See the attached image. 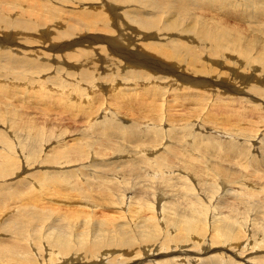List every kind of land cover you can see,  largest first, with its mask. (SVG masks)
<instances>
[{
  "label": "rangeland",
  "instance_id": "obj_1",
  "mask_svg": "<svg viewBox=\"0 0 264 264\" xmlns=\"http://www.w3.org/2000/svg\"><path fill=\"white\" fill-rule=\"evenodd\" d=\"M82 1L93 2L94 0H82ZM101 1L102 0H95L94 2L95 4L94 3L93 4L98 5V3H100ZM117 1L118 4L124 8V11L120 9V11H118V13H115V15L119 14V16L123 17V15H121V12H123L125 18L130 19V21L132 20V22L134 21L130 25L133 27V29H138L139 32L141 31V23L140 24L139 22L137 23L138 19L143 20V22L144 21L156 22L154 25L149 26L151 28L155 27V31L148 30V32L151 33L152 36L147 41L146 47L149 49L151 48L149 50V53L153 56L152 57L153 59H157V61L165 67L163 70L156 69L152 65H138V64L128 63V61L123 60L122 57H120V59L122 60H120L115 65H112V62L115 61L110 58L107 60L105 59L104 62H99L98 60H96L97 63H95L94 68L99 67L97 68L99 71L95 72L94 70V73L95 74L99 73L98 76L101 74L102 78L100 80L101 85H98L99 87L93 89L95 83H93L92 79L87 78V76L89 75L86 74V72L90 73L89 72L90 67L85 65L88 63L82 64L81 58L78 57L77 59L75 55L74 58L67 57L68 53L67 56L64 55L63 52L64 50L69 51L67 49L70 50L76 49V47L78 48V46L74 48L73 44L72 45L70 44L68 46H65L67 48L63 50H59L58 48L61 42L63 41L66 42V39L80 40L82 34L85 36H87L88 34L92 35L93 33L90 29L81 27L82 24H80L79 27L82 30L77 34L72 35L71 33L68 34L67 36L66 34L64 35L61 34L57 30L55 31V33L57 34H54V30L48 29L46 27L48 23H49L48 25H51L53 23V22H49L48 19L52 18L49 16H46V18L49 17L46 20V24L44 23L42 24L39 23L35 25L31 24L29 27H24V28L22 27L23 24L21 25L19 24L18 21L19 18L16 19L15 17H10L5 21L3 20L1 23L4 25V28L0 26V43H3L0 45L1 48L3 47L5 49H11L13 52H19V53L20 51L22 52L25 51L29 58L38 59V61L40 63H44L45 66L43 65L41 68H28V69L22 68L25 66L15 65L16 63L14 62H19V61H16L18 60V58H12L13 56L12 53L0 54V66L2 65L0 67V109L6 108V106L11 109L18 108V111L27 114L26 116L27 119L25 120H27L26 125L28 126L26 127H35L36 125H38V123L42 124V125L39 124L38 126H43V124L46 123L44 124V126L46 129L48 128L47 131L49 133L54 134V132L51 131L52 128L54 127H56L54 128L56 132H55V136L53 135L55 139L52 138V142L48 147L46 146L47 143H45V141H42L39 144H37L38 146L36 145L37 147L34 148L35 150L33 151L37 155L41 156L39 157V159L38 157L33 156L34 160L38 159L37 162L39 165L30 166V167L27 166L26 168V163L20 162L21 160L19 159L20 161L17 163L18 164L17 168L19 171H23L24 173L20 172L18 177L14 178V180H10L11 181L10 183L12 184V188L14 187V190L16 189L15 191L6 190L7 193L6 191H3L2 187L3 189H5L4 187H7L9 185L8 184L9 179H6L8 181L4 183L3 181L4 179L0 178V186H2L0 187V200H1L0 202L4 201L0 204V213H2L0 214V218L2 217V219H0V257L5 260L4 262L0 260V264H6L10 261L17 262L20 258V255L19 258H17L18 253L21 252L23 257H29V259L33 261L32 264H39V263L41 264V262L42 264H50V262L55 263L56 261L59 263L64 261L65 259L67 260V258L69 260L71 259V257L73 258L75 256L79 257L77 260L81 261L84 260L85 258L87 263L92 264L91 262L94 260L99 261V257L100 256L103 257L105 255L103 254L105 251L106 254L108 252L111 253L110 254L108 253L109 256L105 257L107 260L104 259L100 261V263L98 264H104L107 261H110L112 263L114 262L117 264H130L128 258L130 256L131 257L133 256L134 258L140 257L143 259V260L141 259L142 261L141 260L139 261V259H137L136 261L140 263H136V264H148V263L152 264L151 262H149L150 260L149 258L147 260L144 259L143 257L147 255L146 254L147 250H151V249L156 250L157 247L166 248L167 245V243L165 244L166 231L160 229V232H156V229L152 228L151 226L155 224L154 222H150L151 219L149 221V224L147 223L148 225H146V222L142 221V223H138V225L140 224V226H137L134 229V226L132 225V222L129 221V218H125L127 220L126 222V220H122L124 218L122 219L117 218L118 215L113 214L114 210H115L114 212H116V210H119V208L115 207L119 203L111 205L110 209H109L110 206L104 207L102 205H99L98 207H100L101 209L99 208L100 211L98 209L96 210L98 212L95 214L93 221H91L92 218L90 219L89 217L86 218L81 217L78 214V211L80 209L85 211H89V210L88 208L85 207L83 208L81 204L79 205V203L81 202H79L78 200H80L81 197L77 196L78 194H75L74 192L69 193V191H72L73 188H76V186H70L71 181H75L74 179L78 177V175H80L81 179L75 182L80 184L78 187L81 191H84L83 195L85 194V191H90L91 193L90 196L94 197L95 202L96 201L99 202L101 200V202L104 203L103 195L107 196L109 199L110 198L112 199V197L116 196V198H113V200L118 201L119 200L117 198L119 197L118 195L119 194L121 195V193H123L127 187L128 189H130V187L132 188V184H133L134 191H132L131 194L136 193V195L134 196L135 198L132 199V205L133 208L135 207L134 208L135 211L142 210L144 205L146 206L149 202L153 203L152 202L153 200L154 201L157 200L156 202L159 203L160 201L164 202L173 199L174 197L175 199L170 200L171 205L169 206H172L173 204H176L178 206L180 203L181 204L185 203L186 200L189 201L190 200L188 199L189 195L191 196L195 195L196 197L194 196L193 198L197 199V198H202L204 194L201 195L198 194L200 193L198 192L197 194L188 195V193H186L185 185L183 184V182L178 177L175 179V176L174 177L168 176L165 178L167 186L164 188V190L159 185L160 184L159 180L156 179L155 180L156 184L154 183L153 185H159V186L154 187L155 189L153 188L154 190H157L155 193L151 189L152 188L151 183L147 184L148 183L147 182L146 183L147 185L144 184L145 181L143 183V180H145L144 174L138 177L137 173L135 174L134 172V176H133V174L131 175L132 169L129 168L136 165L139 166V164H141L140 165L141 169L147 170L148 167H145L146 166L144 164L145 161L151 164L152 166H154L155 168H162L165 166L167 167L170 166V168L171 167L175 168V166L177 167L179 164L180 165L178 167H181L182 163L178 162L180 159H185L188 161V163H190L193 167H195L196 172L203 171L200 169L198 162L191 160L189 156L183 155L184 154L183 150H186V148L188 149L189 155H191L195 151L194 148H190L189 145H192L194 143H192V140L188 137V133L191 131L189 130V126L193 127L192 126L193 123L194 124L199 123L205 130L212 131L209 133L201 131V134L199 136L202 139L203 138L207 139L208 136H212L213 141H216V139L217 141H222L223 139V142L224 141L232 142V143L240 142L241 144L240 143L238 144L243 146L244 148L251 146L250 148L251 151L254 154H258V155L260 152H263L262 149L264 150V146H263L264 145V141H263L264 140V109L259 110L257 107H255V105H253V104H258L259 103L258 101L264 103V83H258L261 82L259 80H263L264 82V17L262 16V14L260 15V17L259 16L252 17L255 14L259 15V9H261L262 6H264V0H117ZM153 2L166 4L168 8L165 9L166 5H164L165 7L162 6L164 7V9H160V8L155 9L154 8L155 6L152 4ZM22 3H25V1L19 4ZM177 3H184L190 8V13L187 15V17L185 15L182 16L177 12L176 14H178V16L181 15L177 17L179 19L178 20L176 18L177 15L174 16L173 18V13L168 15L165 14L168 13L169 11L168 9L174 11L175 9L172 7H175ZM28 4L31 5L32 3L28 2ZM55 7H57L58 9L57 8L53 9L51 4L49 9L60 11L58 5ZM21 11L22 10L19 5L16 8H13V12H15V14ZM44 12L46 13L47 11H45L44 9ZM74 14L76 15V13H73V15L71 16H74ZM158 14L163 15L162 19H159ZM99 18H105V14L102 13L99 16ZM109 18L107 19L111 23L117 24L113 22L114 17H109ZM172 18L174 19L175 22L169 25L167 24V26H165L166 23H164V19L168 20ZM253 18L255 21H253ZM76 20H77V15L75 17H72L71 23L76 24L75 23ZM62 25L63 27L66 26L64 23ZM5 27H10V28L8 29ZM102 29H103L102 27H98L95 33H98V35H101L102 37L105 38H112L115 35V33L112 32L114 30L112 28H110L109 31L108 30L105 31L104 29L103 30ZM44 30L47 31L44 33ZM4 33L6 34L4 35ZM211 33H214L215 35L214 42L209 40V34ZM37 34L39 36H37ZM59 34H61V36ZM46 35L48 36L46 37ZM56 35L58 36L56 37ZM69 37H73V38L69 39ZM54 39L56 40V42L54 41ZM58 40L60 41V43L58 42ZM103 40H98L97 45L103 46L105 48V43L102 42ZM54 42L55 44H53ZM138 42L140 43L141 41ZM77 44H82V43H77ZM37 48L41 50L40 54H34V55L29 54V51L37 50ZM199 48L203 49L204 51L203 50L201 51ZM126 52L133 53L136 52V49H130V51L126 50ZM19 53H17V55ZM143 53L147 54V51H143ZM101 55H103V53H101ZM36 56H41V57L37 58ZM252 56H256V57H252ZM21 57H27V56H21ZM131 58L134 59L133 57ZM148 58L149 57H147L146 60L149 63H152V61H154L152 60V58L149 59ZM218 64H220L219 65L220 67L218 66ZM9 65L10 67H8ZM215 67H217V69H215ZM213 69L216 70V74L214 75H216V77H219V81L221 82V84H223L224 82L231 90H236L239 89V87L240 88L244 87V90L247 89L246 92L238 91L239 93H237L235 91L234 93L236 95L234 94L235 96L234 98L233 95L231 96L229 95V92L231 91L228 90L225 91L227 87L225 88L224 85H221V90L225 91L224 92L225 96L218 95V93L214 91L212 85H209L210 77H211V74L209 73ZM6 70L7 71L10 70L14 74H16V72L18 73L20 72V74H22L21 72H23L25 73L26 76L34 75L33 78L35 77L38 78V76L40 75V77H43V79L51 78V76L53 77L56 75H60L65 79L62 82L59 83L56 82L57 84L54 83L55 81H53L55 87L60 88L63 86V89H65L67 85H69L70 89L71 90L73 89V91L75 92L74 93L75 95L82 94L84 97L88 96L91 99L95 97L94 95H96L97 100L93 102L95 103L93 104V107L95 106L94 110H96V108L98 107L100 111L99 112L98 111L94 112V110L88 111L87 106L88 105L90 106L91 104L87 105L86 102L84 103V101H81V103L84 104L79 103L80 101L75 103V101H73L74 99L68 100L65 97L61 98V95L63 93L59 95L60 92L57 91L54 92V91L45 90L47 93L43 95L42 98H40V96L35 95L36 93L35 91H28L29 94L25 95L26 92L23 91V89H21V91H19V92H23V95L21 96V94L18 91L16 92L12 90V88L7 89L6 87L3 86L2 82L3 79L6 77L5 76ZM241 85L243 86L241 87ZM69 90H65V91L69 92ZM24 96H26L25 99ZM226 96L233 99L235 104L232 103V105L234 106V108L232 109L233 112L231 111L232 112L231 113L230 111H227L228 113L225 112V114H227L228 116L224 115L225 117H223V115H218L216 113L217 109L215 108L216 110H214V107L212 106L214 105V103L218 102V100H216L217 97L224 99V103H226L225 102ZM252 96L256 98L259 97L260 100L259 98L255 99ZM59 97L62 100H60ZM64 98L65 100L67 99L66 102ZM246 98L249 99L245 100ZM238 99H241V101H239ZM63 100H64V104H63ZM68 101H70V103L73 105L69 106L70 104L68 103ZM240 102H243V104ZM220 104L223 103L220 102ZM244 104H252L254 107L250 108L248 112H246L247 110L244 112L242 110L243 108L242 106ZM203 105L206 106L204 107ZM76 106L78 107L80 106V108H83L84 112L82 113ZM221 108H223V106L220 107V110ZM210 109L213 111H211ZM71 110H75L74 111L75 113H72ZM85 111L88 113H85ZM210 111L213 112L212 115H209ZM221 112H223V110H221L220 113ZM89 113L92 114V117H89ZM20 114L23 115L22 113ZM28 114L30 117L28 116ZM185 114H191V118L190 119L184 118L187 116ZM200 114L202 115L205 114V116H201ZM183 115L185 116L183 117ZM31 116H33L34 118ZM181 116L183 118H181ZM202 120H204L205 122ZM48 124L49 126H47ZM112 126L121 127L122 131L120 132L117 131L116 135L111 134L114 135L113 137H110L111 140L108 139L109 136L105 137V139L108 141L105 140L106 142L102 144H98L90 140V139H92L93 141L95 139L104 140V137L100 132ZM168 127L173 128L174 131L168 133L162 132L161 134H159L160 129L162 128L167 129ZM0 129L5 130L3 126L0 127ZM196 130L198 129L196 128ZM47 131L44 132L46 134L45 136H41L42 139H47L51 137V134H49ZM57 131L59 132L63 131L64 135L63 136L60 135L59 132ZM176 131H178V133L175 134ZM82 132L83 133L85 132L84 133L85 137L83 138L84 152L79 153L73 151L72 153L70 152L71 154L67 153L65 155L68 156L65 157L64 159H62L63 154L61 158L59 157V154H61L60 152H54L53 148L54 147L59 148L62 137H66L67 135H69L67 136L68 137L67 141H70L72 139L78 138L80 135L81 137H83ZM224 133H227L228 137L229 136L231 137L230 140L227 139L228 138L227 134ZM19 135H21L22 137L25 135V133L23 134L19 133ZM174 135L176 139H174ZM215 135L217 137H215ZM17 137L18 136L13 137V146L15 144L18 145L17 149L19 154V152H22L20 148L21 142L18 141ZM26 138H28V136H26ZM173 140L175 143L172 142ZM73 141L74 140L70 141L69 143H72ZM24 142L26 143V145L29 144V140H24ZM162 143L163 144L169 143L172 147L169 148V151L168 149L165 150V148H162L163 145ZM136 144L139 145L137 146ZM197 144L198 142L196 141L194 146H196ZM149 145L151 149L152 147L153 148L156 147L157 150L148 153L146 155H142L143 153H139V150H141L145 146L147 147V150H150L148 149ZM209 145L216 146L217 144L210 142ZM223 145L224 147L226 146L227 149L230 146L229 144L226 143H223ZM41 146H44V148L42 149ZM105 147L107 149H105ZM64 148L65 147H63V149ZM73 148L75 149V147ZM102 148L103 150H107L105 151L107 155L109 154L111 156L105 159L104 161H98L99 158L97 159V156L96 155L94 156L92 154ZM116 148L119 150V155L116 154L115 152ZM202 148H204V146ZM63 149L62 152L69 151L68 149L66 150V148L63 151ZM132 151L133 152L136 151V152L129 153ZM207 152L208 153L211 152V153L208 154ZM207 152H206V157L208 159H211V161L217 160L214 157L217 156V152H215V150H209ZM247 153H249V151ZM113 154L118 155L119 157L114 156ZM92 156L95 157L97 161H94V158ZM218 156L222 157L219 153ZM235 158L236 157L231 159V161L232 160L234 161V162L232 161L233 163H231L230 161H228L229 158L224 157V159L226 160L220 161V163L224 162V164H227L226 167H229L231 169H233V167L237 169L238 167H241L246 163L243 158L237 157L238 159L236 158V160ZM55 159H57L60 163L55 164L56 167L49 166L48 164L52 163L51 161ZM41 160L42 162L46 160V163L44 162L46 166L44 165L43 167V165L40 164L42 163ZM262 160H264V157L256 158V161H260L257 163V166L259 168H262L263 170V174H261V176L264 175V168H263L264 164H262L263 163ZM204 161L207 160L204 159ZM13 163H15V161ZM66 163L71 164L72 166ZM46 170H52L58 172L59 175L63 176V180L55 181L56 183L59 182L58 183L59 185L57 184L56 188H59L60 186V190L63 193L67 192L62 196L61 199L64 198L65 200L68 201L74 200L77 202L76 205L75 202L74 203H67L64 201L61 203L60 201L58 202L57 199L59 197L56 196L57 197L56 199L54 195L55 192H60V191L54 190V188H52V183L47 184L49 182H46L44 184L45 188L39 194V197L43 201V204L41 203L42 206L39 204L40 206L38 205L37 206L38 208L35 206L32 209L31 205H29L30 207L28 206L27 210L22 212L25 213L26 217L28 218H24L25 216L24 214H23L24 216H21L22 213L19 215L20 217H23V219L22 218L20 219L19 215L18 218L16 217L15 220L14 218H11L12 215L14 214L6 211L9 209L12 212H16L18 208L17 205L20 207L22 206L19 204L21 203V201L19 202L18 198H16L18 202L14 200L15 198L13 197V194L17 191L21 193L22 190L23 192L27 190L29 194L31 191V187L30 189H27L29 188V186H22L21 182L23 184L24 181L30 180L32 182L33 179H40L42 177V173L45 172ZM244 171L246 172L245 175H249L246 169H244ZM82 173L84 176L82 175ZM253 173L255 174L254 170L252 171V174ZM29 174H31L32 176H30ZM117 174L119 175V177H114ZM130 175L131 177H129ZM80 176L78 178H80ZM195 180H193V183L196 185V188L192 193H195L196 189L198 190V186L196 183L197 181ZM128 181L132 182V184ZM251 181L252 183L254 182L253 180ZM13 183L15 184V186H13L14 185ZM255 184H257L256 186H261V185L264 186V179H259L258 181H255L254 185ZM230 185L231 186H229V188L227 187L225 188V191H223V193L226 195L224 199L221 194L219 195L216 192V190H215L216 194H213L206 190L209 193L207 195L208 198L205 196L203 197V199L204 202H206L205 204L207 205L205 206L207 208L205 216L207 217H204L203 221L207 220L208 227L206 226V228L207 230H209L208 228H210V230L207 231L208 233L205 232L206 236H202L200 239H204L203 242L208 241L207 239L209 238V236L207 237V234L216 235L218 232V228L220 227L221 224L223 225L224 232L228 236L231 234L233 237H235V239H237L236 241L240 242L239 243L240 245L237 244L234 247L233 244H231L229 246L231 247V250H227L228 249L227 245L229 244L218 243V245H225V246L217 247L215 245L212 247V251H209L208 253L206 252L204 254L203 253L197 254L198 252L195 251L198 250L200 252L204 251L205 243L204 244L202 243L201 246L196 245L195 243H193V241L195 240L194 238L192 240L191 237H189V235H187L184 231H181L180 232L181 234L180 233L177 234L178 231L176 230L174 232H171L170 235L171 239L169 238V241L171 242L170 244L172 243L184 244L191 242L189 244L190 246L184 245L183 248L187 249L188 247L191 251H193L191 255L198 256V258L200 259L196 261L191 260L190 262H186V260L192 258L191 255L180 253V255H183L184 260L181 261L180 263L171 260L173 262L172 264H264V195H262L260 198L253 199L252 197L253 195L251 194L252 196L243 199L239 195L240 194L238 193L239 191H237L238 190L237 186L239 184L230 183ZM124 186H126V188ZM148 186L150 189L148 190L149 193L147 191ZM122 187L125 189H123ZM32 188L34 189L33 186ZM142 188H144V190H142ZM120 189L123 192L118 193L117 191H120ZM109 191H115V192L112 193ZM161 191L168 196L163 201L157 199ZM12 192L13 194H11ZM48 194L51 195L49 196ZM111 194L114 196H112ZM185 195L187 196L186 198L184 197ZM53 196L57 201L54 200ZM64 196H66V198ZM9 197H11V199ZM219 197H222L221 200H223V202L218 201ZM48 198L50 199L51 202H49ZM209 198H213V199H209ZM94 199L85 201L84 203H89ZM190 201L193 202L192 200ZM217 202L220 206L219 209L215 208ZM140 203L142 204L144 203V205L142 204L140 205ZM55 204H57V206H55ZM62 204L64 205L66 204V206H63ZM181 204L180 206H178V208L185 207V205H181ZM52 205H54L55 207L50 208V206ZM46 206L48 207V209ZM75 207L76 209H74ZM102 207L104 209H102ZM5 209L7 210L5 211ZM52 209H54L55 211ZM63 209L65 210L67 209V210L65 211ZM44 212L46 213L47 216L44 214ZM180 213L181 212L176 213L175 216ZM39 214L42 215L40 216ZM148 214H151L149 216H152V213L148 212ZM113 215H115L117 219L113 220L114 219ZM224 215H225V219L221 222V219ZM69 216H71V218ZM72 216L73 218L75 217L76 219H73ZM102 216H105L106 218ZM9 217L11 218L12 222L10 221ZM41 217L44 219H42ZM197 217H199L198 213H197ZM63 218L65 223L62 221ZM24 219L25 220L28 219V220L25 221ZM77 219L78 221H75ZM22 220H24V222ZM21 221L22 223L25 224L23 227H21ZM60 221H62L64 224L60 223ZM71 222L72 223L77 222L75 223V225L77 224L78 226L76 227L75 225L72 226L74 223L72 224ZM78 222H82V223L79 225ZM84 222L88 223L89 227ZM92 222L93 225H91ZM170 222L171 225L178 224L179 226H188L190 224L192 225L196 224L193 223L195 222L193 220H182L177 217L172 218ZM144 223L146 226L144 225ZM199 223H201V225L204 226V223L202 222L200 217H199ZM65 224H68L66 225L67 228L66 226H64ZM69 224L71 226H69ZM83 225H85L86 229L84 228ZM141 227H143L144 230H142ZM19 228L21 229V231H18ZM65 228L70 231H65L66 230ZM82 229H84L86 232ZM158 230L159 229H157V231ZM82 231H84L83 233L85 235L82 233ZM140 231L141 232L145 231V233L143 232V234H138ZM58 233L59 236L61 237L58 236ZM146 233L147 234L151 233L150 239L152 240L148 239L152 243L151 246L149 245L151 243H149L145 238ZM68 235L70 236V238ZM136 235L141 240H139V238H137ZM57 236L60 238V240H56L59 239L57 238ZM80 236L82 237L85 236V237L82 238ZM79 237L82 239V243H80L81 239ZM126 237H128L129 239L127 238L125 240ZM93 238L99 240L100 242L97 243L94 242ZM41 242L43 244H41ZM94 243H96L95 244L96 248H94L95 246L93 245ZM131 243L134 245L131 247L127 246L126 248L127 249L129 248V250L131 248L135 249L139 253L125 252V251H129L125 249V244L130 245ZM215 243H217V240L215 241ZM56 244L58 245L69 244L71 245V251H69L68 254L62 253L63 255H61L53 250L54 248L55 249L59 248L58 246H56ZM153 245H155L154 248ZM255 245H258V247H256ZM108 247L109 249H107ZM194 248L196 249L194 250ZM122 249H124L125 251H122ZM28 250H29V254L32 253V255L28 254L27 252ZM120 251L123 252V255L120 254ZM249 252H251V254L248 257L244 256L246 253ZM9 253H14L15 254L14 257L5 256L6 254ZM72 253L74 255H72ZM137 253L143 254L144 256L141 257ZM238 253L240 255H238ZM80 254L82 257L80 256ZM172 254L175 255V253ZM173 255H169V257L170 256L172 257ZM37 256H39L38 258L39 263L37 261ZM167 256L165 257V259L169 258V257L167 258ZM91 257H93L94 259ZM245 257L246 259H250L251 262L249 263L245 262L243 259ZM57 258L58 260L60 258L61 259L58 261ZM40 260L42 261L40 262ZM65 262L68 263V261ZM167 263H169V261L164 262V264Z\"/></svg>",
  "mask_w": 264,
  "mask_h": 264
},
{
  "label": "bare ground",
  "instance_id": "obj_2",
  "mask_svg": "<svg viewBox=\"0 0 264 264\" xmlns=\"http://www.w3.org/2000/svg\"><path fill=\"white\" fill-rule=\"evenodd\" d=\"M25 1V3H22V4H19V3H21V2H24ZM14 2H16V3H14ZM28 2H31L32 4L31 5H29L28 4ZM38 2V3H37ZM95 0L93 1V2H83L82 0H0V26H2V28H4V25L3 24H1L2 23V21L4 20H7L8 18H10V17H15L16 19L17 18H19V24L21 25V24H23L22 25V27L24 28V27H29L31 24L33 25H35V24H39V23H44V24H46V20L49 18V17H52L51 19H48L49 20V22H53L51 25H46V27L48 28V29H51V30H54V34H57V33H55V31L57 30L58 32H60L61 34H66L67 36H68V34H71L72 33V35L73 34H77V33H79L82 29L79 27V25L80 24H82V26L81 27H85L86 29H90L91 31H92V35H87V36H85V35H83L82 34V37H81V39L80 40H67L66 39V42H61L60 43V36H61V34H59L60 36H59V40H58V42L60 43V45H59V50H63V49H66L67 47H65V46H68V45H72L73 44V47L75 48L76 46H78V48L76 47V49H72V50H70V49H67V50H69V51H63L64 52V55L65 56H67V53H68V56L67 57H69V58H74L75 56L77 57V59H78V57H80L81 58V63L82 64H85V63H88V64H85V65H87V66H89L90 67V69H89V72L90 73H87L86 72V74H88L89 76H87V78H90V79H92L93 80V83H95L94 85L96 86H93V89H95V88H97V87H99L98 85H101V83H100V80H101V74L98 76V74H95L94 73V70H95V72L96 71H99L97 68H99V67H96V68H94V66H95V63H97V61L96 60H98L99 62H104V60L106 59H112V60H114L115 62H112V65H115V64H117L120 60H122V59H120V57H122L123 58V60H126V61H128V63H132V64H138V65H152V66H154L156 69H159V70H163L165 67L163 66V65H161L158 61H157V59H153L152 57V55L149 53V50L151 49H149V48H147L146 47V44H147V41L151 38V36H152V34L151 33H149L148 32V30L149 31H155V27H153V28H151V27H149V26H152V25H154L156 22H154V21H150V22H148V21H144L143 22V20H141V19H138L137 20V23L139 22V24L141 23V31L139 32V30L138 29H133V27L132 26H130L131 25V23H133L132 22V20L130 21V19H128V18H125V15H124V13L123 12H121V15H123V17H121V16H119V14H117V15H115V13H118V11H120V9L121 10H123L124 11V8L122 7V6H120L119 4H118V1L117 0H102L100 3H98V5H94L95 3ZM39 3H41V4H39ZM94 3V4H93ZM50 7L51 6V4H52V7H53V9H55V8H57V7H55V6H59V10L60 11H55V10H51V9H49V7L47 6V5ZM155 7V9H157V8H160V9H164V5H166V4H162V3H156V2H153L152 3ZM20 6V8H21V12H18V13H16L15 14V12H13V8H16L17 6ZM61 6V7H60ZM162 6H164V7H162ZM169 7H171V6H169ZM261 7V6H260ZM166 8H168V6L166 5V7H165V9ZM172 8H174L175 10L174 11H171V9H168L169 11H168V13H165L166 15H168V14H171V13H173V18H174V16H176V18L177 17H179V16H183V15H185L186 17H187V15L190 13V8L186 5V4H184V3H177V5L175 6V7H172ZM44 9H45V11H47L46 13L44 12ZM58 9V8H57ZM173 10V9H172ZM114 11V12H113ZM113 12V13H112ZM163 12H165V11H163ZM179 13V14H181V15H179L178 16V14H176V13ZM73 13H76V15H77V22L75 21V23L76 24H72L71 23V20H72V17H75L76 15L74 14V16H71V15H73ZM102 13H104L105 14V18H99V16L102 14ZM262 14V16L264 17V6H262V8L261 9H259V15H253L252 17H257V16H259L260 17V15ZM57 15V16H56ZM106 15H108V16H106ZM159 15V19H162V17H163V15H161V14H158ZM46 16H49V17H47L46 18ZM184 16V17H185ZM109 17H114V19H113V22L114 23H117V24H113V23H111L107 18H109ZM166 17V16H165ZM56 18V19H55ZM168 19V20H165L164 19V23H166L165 24V26H167V24L169 25V24H171V23H173V22H175L174 21V19ZM53 19H55V20H53ZM110 19V18H109ZM178 19V18H177ZM184 19V18H183ZM13 20V19H12ZM34 20V21H33ZM179 20V19H178ZM182 20V19H181ZM14 21H15V19H14ZM185 21H186V19H185ZM253 21H255L254 20V18H253ZM257 21V20H256ZM176 22H178V21H176ZM65 24L66 26L65 27H63V25L62 24ZM181 24V23H180ZM14 25H15V23H14ZM11 26V25H10ZM114 26V27H113ZM98 27H102L105 31L106 30H110V28H112V29H114L112 32H114L115 33V35L112 37V38H105V37H102L101 35H98V33H95V31L98 29ZM5 28H10V27H5ZM18 28V27H17ZM61 30H60V29ZM255 28V27H254ZM35 29V28H34ZM78 29V30H77ZM102 29V30H103ZM147 29V30H146ZM30 30V29H29ZM176 30H178V29H176ZM255 30V29H254ZM10 31V30H9ZM47 30H44V33L46 32ZM87 31V30H86ZM6 32V31H5ZM18 32V31H17ZM30 32V31H29ZM52 32V31H51ZM84 32V31H83ZM3 33V32H2ZM7 33V32H6ZM6 33H4V35L6 34ZM21 33V32H20ZM89 33V32H88ZM101 33V32H100ZM258 33V32H257ZM53 34V33H52ZM103 34H105V33H103ZM79 35V34H78ZM37 36H39L38 34H37ZM48 35H46V37H47ZM58 35H56V37H57ZM66 36V37H67ZM62 37H64V36H62ZM65 37V38H66ZM15 38H16V36H15ZM24 38V37H23ZM34 38V37H33ZM70 38H73V37H69V39ZM103 38H104V40H103ZM214 38H215V35H214V33H211V34H209V40H211V41H213L214 42ZM32 39V38H31ZM46 39V38H45ZM51 39V38H50ZM26 40V39H25ZM24 40V41H25ZM53 40V39H52ZM98 40H103L102 42H104L105 43V48L103 47V46H100V45H97V42H98ZM22 41V40H21ZM35 41V40H34ZM54 41L56 42V40L54 39ZM138 41H141L140 43L138 42ZM15 42V41H14ZM18 42V41H17ZM37 42V41H36ZM40 42H42V41H40ZM53 42V41H52ZM55 42L53 43V44H55ZM57 42V43H58ZM77 43H82V44H77ZM207 43V42H206ZM210 43V42H209ZM1 44H3V43H0V45ZM22 44V43H21ZM52 46V45H51ZM100 46V47H99ZM210 46V45H209ZM211 47V46H210ZM8 48V47H7ZM13 48V47H12ZM22 48V47H21ZM27 48V47H26ZM70 48H71V46H70ZM14 49H16V48H14ZM29 49V48H28ZM98 49H100V50H98ZM130 49H136V52H126V50H128V51H130ZM201 51L203 50V49H201V48H199ZM205 49V48H204ZM16 51V50H15ZM40 49H38L37 48V50H34V51H29V54L30 55H34V54H40ZM103 51V52H102ZM143 51H147V54H144L143 53ZM204 51V50H203ZM200 52V51H199ZM3 53H12V58H18V60H16V61H19V62H14V63H16L15 65L16 66H25V67H22V68H41L43 65H44V63H40L39 61H38V59H31V58H29L28 57V55L26 54V52L25 51H20V53L19 52H13L11 49H5V48H1L0 47V54H3ZM17 53H19L18 55H17ZM101 53H103V55H101ZM41 54H43V53H41ZM250 54V53H249ZM16 55V56H15ZM75 55V56H74ZM78 55H80V56H78ZM145 55H147V56H145ZM260 55V54H259ZM21 56H27V57H21ZM37 58H40L41 56H36ZM131 57H133L134 59H132ZM147 57H149V58H152V60H154V61H152V63H149L146 59H147ZM252 57H256V56H252ZM148 58V59H149ZM155 58V57H154ZM65 59H67V58H65ZM253 59V58H252ZM257 61V60H256ZM249 62V61H248ZM252 62V61H251ZM250 62V63H251ZM220 64H222V63H220ZM220 64H218V66L220 65ZM55 65V64H54ZM68 65H70V64H68ZM97 65V64H96ZM2 66V65H1ZM0 66V67H1ZM30 66V67H29ZM45 66V65H44ZM66 66V65H65ZM64 66V67H65ZM8 67H10V65L8 66ZM220 67V66H219ZM243 67V66H242ZM251 68V67H250ZM215 69H217V67H215ZM215 69H213L209 74H211V77H210V84L209 85H212V87L214 88V91L215 92H217L218 93V95H220V96H225V94H224V92L225 91H231V92H229V95L231 96V95H233L234 96V92L236 91L237 93H239L238 91H244V92H246V90H244V87H242L243 85H241V87L242 88H240L239 87V89H236V90H231L224 82H223V84H221V82L219 81V77H216V75H214V74H216V70ZM59 70V69H58ZM236 70V69H235ZM70 71V70H69ZM73 71V70H72ZM18 72H16V74H14L12 71H7L6 70V74H5V78L3 79V82H2V84H3V86L4 87H6L7 89H11L12 88V90H14V91H21V89H23V91H25L26 92V94L25 95H27V94H29V92L28 91H35L36 93H35V95L36 96H40V98H42V96L43 95H45L47 92L45 91V90H47V91H54V92H60V94L59 95H61V93H63L62 95H61V98L62 97H65V98H67L68 100H73V101H75V103L76 102H79V103H81V101H84V103L86 102V104L88 105V104H91L90 106L88 105H86L87 107H88V111H91V110H94V107H93V104H95V103H93V102H95V100H97V97H96V95H94L95 97H93V98H95V99H91L90 97H84L82 94L81 95H79V94H77V95H75L74 93V91H73V89L71 90L70 89V87H69V85H67V87L65 88V89H63V86L62 87H60V88H58V87H55V85L53 84V81H55L54 83H56V82H62V81H64V79L65 78H63L62 76H60V75H56V76H51V78H46V79H43V77H40V75L38 76V78L37 77H35V78H33V76H26L25 75V73H23V72H21L22 74H20V72L17 74ZM71 73V72H70ZM84 73H85V71H84ZM70 75V74H69ZM75 76V75H74ZM40 77V78H39ZM64 77H65V75H64ZM77 77V76H76ZM78 78H79V76H78ZM221 78V77H220ZM76 79V78H75ZM74 79V80H75ZM246 79V78H245ZM244 79V80H245ZM256 79V78H255ZM82 80V79H81ZM223 80V79H222ZM77 81H78V79H77ZM80 81V80H79ZM259 81H261V82H258V83H264L263 82V80H259ZM71 82V81H70ZM57 84V83H56ZM62 85V84H61ZM66 85V84H65ZM70 85H72V84H70ZM221 85H224V87L226 88V90L225 91H222L221 90ZM245 86V85H244ZM106 88V87H105ZM70 89V90H69ZM252 89V88H251ZM65 90H69V92L68 91H65ZM71 91V92H70ZM261 91H262V89H261ZM92 92V91H91ZM102 92V91H101ZM20 94H21V96L23 95V92H19ZM53 93V92H52ZM248 93H250V92H248ZM253 93V92H252ZM251 93V94H252ZM64 95V96H63ZM91 95V94H90ZM89 95V96H90ZM201 95V94H200ZM236 95V94H235ZM238 96V95H237ZM25 97L26 96H24V99H25ZM92 97V96H91ZM253 98H255V99H258V98H256V97H254V96H252ZM65 98H64V100H65ZM196 98V97H195ZM219 97H217V99L216 100H218V102H216V103H214V105L212 106V107H214V110H216L217 109V111H216V113L218 114V115H223V117H225V116H228L227 114H225V112L226 113H228L227 111H232L233 112V108H234V106L232 105V103L233 104H235L234 103V101H233V99H231V98H229L228 96H226V103H224V99H221V98H219ZM234 98H235V96H234ZM59 99H60V97H59ZM66 99V100H67ZM192 99V98H191ZM193 99H194V97H193ZM237 99V98H236ZM247 99H249V98H246L245 100H247ZM60 100H62V99H60ZM64 100H63V104H64ZM66 100H65V102H66ZM221 100H223V101H221ZM239 101H241V99H238ZM251 100V99H250ZM259 100H260V98H259ZM51 101V100H50ZM49 101V102H50ZM72 101V102H73ZM193 101V100H192ZM238 101V102H239ZM243 101V100H242ZM58 102H59V100H58ZM220 102L221 103H223V104H220ZM259 103L258 104H253V105H255V107H257L259 110H262V109H264V103H262V102H260V101H258ZM68 103L70 104L69 106H72L73 104H71L70 103V101H68ZM84 103H81V104H84ZM212 103H213V101H212ZM240 103H242L243 104V102H240ZM239 103V104H240ZM57 104V103H56ZM60 104V103H59ZM77 105H80V104H77ZM252 104H244L242 107V110L245 112L246 110V112H248L249 111V109L250 108H253L254 106H253ZM55 106V105H54ZM65 106V105H64ZM63 106V107H64ZM68 106V107H69ZM75 106V105H74ZM73 106V107H74ZM99 106V105H98ZM204 107L206 106V105H203ZM223 106V108H221V110H223V112H221L220 113V107H222ZM224 106H225V108H224ZM236 106V105H235ZM62 107V108H63ZM82 113L84 112V110H83V108H80V106L78 107V106H76ZM86 108V107H85ZM207 108V107H206ZM216 108V109H215ZM64 109V108H63ZM212 109V108H211ZM210 109V110H211ZM87 110V109H86ZM208 110V109H207ZM75 110H71V112L72 113H75L74 112ZM96 111H100L99 109H98V107L96 108V110H94V112H96ZM211 111H213V110H211ZM209 112V115H212V113L213 112ZM80 112V113H81ZM94 112H92V113H94ZM206 112V111H205ZM204 112V113H205ZM231 112V113H232ZM20 113H22L23 115H21ZM85 113H88V112H86L85 111ZM230 113V114H231ZM61 114V113H60ZM229 114V115H230ZM45 115H47V114H45ZM78 115V114H77ZM185 115H187L186 117H184ZM185 115H183V117L184 118H188V119H190L191 118V114H185ZM201 116H205V114L204 115H202V114H200ZM225 115V116H224ZM27 114H25V113H23V112H21V111H18V108L16 109V108H8L7 106H6V108H3V109H0V127H4V129L5 130H3V129H0V178H3L4 180V183L6 182V181H8V180H6V179H9V185L7 186V187H4L5 189H3V187L2 186H0V187H2V190L3 191H6V190H14V187L12 188V184L10 183L11 181L10 180H14V178H16V177H18L19 176V173L20 172H22V173H24L23 171H19L18 170V168H17V163L20 161V162H25L26 163V168H27V166H35V165H39L38 164V162H37V160L39 159V157H41L40 155H37L33 150H35L34 148L35 147H37L38 145L37 144H39L40 142H42V141H45V143H47V147L50 145V143L52 142V138H54L53 137V135L55 136V132H56V130L54 129V128H56V127H54V128H52V132H54V134H51V133H49L48 131H47V129L45 128V126H44V124H46V123H44V121H43V126H38L40 123H38V125H36L35 127H26V126H28V125H26V122H27V120H25V119H27ZM28 116H29V114H28ZM44 116V115H43ZM30 117V116H29ZM31 117H33V116H31ZM89 117H92V114L91 113H89ZM182 116H181V118H183ZM210 117V116H209ZM214 117V116H213ZM34 118V117H33ZM43 118V117H42ZM220 118V117H219ZM202 119H203V117H202ZM211 119H212V117H211ZM206 120V119H205ZM38 121V120H37ZM202 121H204V120H202ZM207 121V120H206ZM50 122V121H49ZM196 122V121H195ZM205 122V121H204ZM216 122V121H215ZM31 123V122H30ZM35 124V123H34ZM60 124V123H59ZM199 124V123H198ZM197 123L196 124H192V126L193 127H191V126H189V130H191L189 133H188V137L192 140V143H194L195 144V142L197 141L198 142V144L196 145V146H194V144H192V145H189L190 146V148H194V152L191 154V155H189L188 154V149L186 148V150H183L184 151V156H189L190 157V159L191 160H194V161H196V162H198L199 163V167H200V169L201 170H203V171H201V172H196L195 171V167H193L190 163H188V161L187 160H185V159H180L178 162H180V163H182V165H181V167H176L175 166V168H170V166L169 167H167V166H165V167H162V168H155L154 166H152L151 164H149L148 162H144V164L146 165L145 167H148V169L147 168H144V169H147V170H142L141 169V167H140V165L141 164H139V166L138 165H136V166H132V167H130L129 169H132L131 170V175L133 174V176H134V172H135V174L137 173V175H138V177H140V175H143L144 174V177H145V180H143V178H142V180H143V183H144V181H145V183L144 184H146L147 182V184H152L151 185V189L153 190V192H155L156 193V191L157 190H154L155 188L154 187H156V186H161L162 187V189L164 190V188L167 186V183H166V180H165V178L166 177H168V176H170V177H174L175 176V179L178 177L182 182H183V184L185 185V190H186V193H188V195L189 194H197L198 192H200V193H198V194H204V196L203 197H207V195L209 194L207 191H209V192H211V193H213V194H216V192L220 195H222V197H223V199L225 198V194L223 193V191H225V188H229V186H231L230 185V183L232 184H234V183H238L239 185L237 186V188H238V190L237 191H239L238 193H240L239 195L241 196V198H243V199H246V198H248L249 196H252L253 197V199H255V198H260L262 195H264V186H256L257 184H255L254 185V182L255 181H258L259 179H264V175L263 176H261V174H263V170H262V168H259L258 166H257V163L258 162H260V161H256V158L257 157H261V158H263L264 157V150L262 149V151L263 152H260L259 153V155L258 154H254L252 151H251V146H248V147H246V148H244L243 146H241V145H239L238 143H240V142H223V139H222V141H217V139H216V141H213L212 140V136H206L207 137V139H202V138H200V134H201V131H204V132H207V133H209V132H212L211 130H205L200 124L198 125ZM203 124V123H202ZM218 124H219V122H218ZM40 125H42V124H40ZM206 125H208V124H206ZM47 126H49V124L47 125ZM53 126V125H52ZM195 127V128H194ZM51 128V127H50ZM59 128V127H58ZM196 128L199 130H196ZM62 130V129H61ZM68 130V129H67ZM48 132L49 134H51V137L50 138H47V139H42L41 138V136H45L46 134L44 133V132ZM120 132V131H122V128L121 127H118V126H112V127H109V128H106V129H104V130H102L100 133L103 135V137H104V140H92V139H90L92 142H95V143H98V144H102V143H104V142H106V141H108V140H106L105 139V137L106 136H109L108 137V139H110V137H113L114 135H111V134H115L116 135V132ZM174 130H173V128H171V127H168L167 129H164V128H162V129H160V131H159V134H161L162 132H164V133H168V132H173ZM215 131V130H214ZM57 132H59V131H57ZM68 132V131H67ZM112 132V133H111ZM179 132H181V131H179ZM216 132V131H215ZM19 133H21V134H23V133H25V135L24 136H22L21 137V135H19ZM85 133V132H84ZM84 133L82 132V135H83V137H81V135L78 137V138H75V139H72V140H74L72 143H69L70 141H72V140H70V141H67V136H69V135H67L66 137H62L63 135H64V133H63V131H61V132H59V134L60 135H62L61 137H62V140L60 141V145H59V148H56V147H54L53 148V150H54V152H60L61 154H59V157H61L62 158V154H63V158L62 159H64L65 157H67L68 155H65V154H67V153H72L73 151H75V152H79V153H82V152H84V147H83V138L85 137L84 136ZM88 133V132H87ZM176 133H178V131H176L175 132V134ZM27 134V135H26ZM224 134H227V133H224ZM99 135V134H98ZM98 135H97V137H98ZM180 135V134H179ZM219 135V134H218ZM16 136H18L17 137V139H18V141H20L21 143H20V148H21V151L22 152H19V154H18V149H17V147H18V145L17 144H15L14 146H13V137H16ZM26 136H28V138H26ZM87 136V135H86ZM89 136H90V133H89ZM181 136V135H180ZM202 136V135H201ZM215 137H217L216 135H215ZM225 137V136H224ZM227 137H228V134H227ZM87 138V137H86ZM91 138V137H90ZM95 138V137H94ZM132 138V137H131ZM178 138H180V137H178ZM209 138V139H208ZM226 138V137H225ZM230 136L227 138V139H229L230 140ZM55 139V138H54ZM88 139V138H87ZM174 139H176L175 138V135H174ZM219 139H221V138H219ZM218 139V140H219ZM235 139V138H234ZM24 140H29V144H27L26 145V143L24 142ZM46 140H49V141H46ZM106 140V141H105ZM111 140V139H110ZM164 140V139H163ZM229 140H227V141H229ZM237 140V139H236ZM235 140V141H236ZM158 141V140H157ZM264 141V140H263ZM170 142V141H169ZM172 142H174V140L172 141ZM177 142V141H176ZM210 142H213V143H215V144H217L216 146H210L209 144H210ZM250 142V141H249ZM77 143V144H76ZM175 143V142H174ZM223 143H226V144H229L230 146L228 147V149H227V147L225 146L224 147V145H223ZM44 144V143H43ZM152 144V143H151ZM163 144V143H162ZM161 144V145H162ZM241 144V143H240ZM17 145V146H16ZM37 145V146H36ZM45 145V144H44ZM68 145H70V146H68ZM74 145V146H73ZM137 146L139 145V144H136ZM145 145V144H144ZM159 145V144H158ZM165 145H167V146H165ZM16 146V147H15ZM67 146V147H66ZM141 146V145H140ZM152 146H154V145H152ZM204 146V148H202ZM264 146V145H263ZM42 147V149L44 148V146H41ZM63 147H65L66 148V150L68 149L69 151H66V152H62V149H63ZM73 147H75V149L73 148ZM143 147V146H142ZM141 147V148H142ZM146 147V146H145ZM142 148L141 150H139V153H143L142 155H146V154H148V153H151V152H154V151H156L157 150V148L155 147V148H153L152 147V149L150 148V145H149V147H148V149H150V150H147V147L146 148ZM172 146L169 144V143H166V144H163L162 145V148H165V150H167L168 149V151H169V148H171ZM20 148H19V150H20ZM64 148V149H65ZM112 148V147H111ZM113 148H115V147H113ZM136 148V147H135ZM226 148V149H225ZM64 149H63V151H64ZM105 149H107L106 147H105ZM137 149V148H136ZM140 149V148H139ZM252 149H254V148H252ZM257 149V148H256ZM53 150H52V152H53ZM109 150V149H108ZM113 150V149H112ZM209 150H215V152H217V156H214L217 160L216 161H211V159H208L207 157H206V152L207 151H209ZM105 151H107V150H103V148L102 149H100V150H98L97 152H95V153H93L92 155H96L97 156V159H98V161H104L105 159H107V158H109L111 155H107L106 154V152ZM249 151V153H247ZM261 151V150H260ZM115 152H116V154H118L119 155V150L116 148V150H115ZM115 152H113V153H115ZM136 152V151H135ZM135 152H129V153H135ZM215 152H212V153H215ZM70 153V154H71ZM208 153V152H207ZM209 153H211V152H209ZM208 153V154H209ZM218 153L222 156V157H219L218 156ZM257 153V152H256ZM69 154V155H70ZM47 155H49V154H47ZM55 155V154H54ZM114 156H117V157H119L118 155H115V154H113ZM212 155V154H211ZM33 156H36V157H38V159H36V160H34L33 159ZM88 156H90V155H88ZM58 157V156H57ZM93 157V156H92ZM224 157H227V158H229V160L228 161H230L231 163H233L232 161H231V159H233L234 157H239V158H243L244 160H245V164L244 165H242L241 167H238L237 169H235L234 167H233V169H231V168H229V167H226V165L227 164H224V162H222V163H220V161H225L226 159H224ZM94 158V161H97L96 159H95V157H93ZM236 158H235V160H236ZM20 159V160H19ZM204 159H206L207 161H204ZM238 159V158H237ZM15 161V163H13L14 161ZM63 161V160H62ZM40 162V161H39ZM41 162H42V160H41ZM46 163V160L45 161H43L42 163H40L41 165H43V167H44V165H45V163ZM52 163H50V164H48L49 166H51V167H56L55 166V164H58V163H60L57 159H55V160H53V161H51ZM262 164H264V160H262ZM31 163H32V165H31ZM70 163V162H69ZM236 163V162H235ZM234 163V164H235ZM239 163V162H238ZM66 164H68V163H66ZM178 164V163H177ZM237 164V163H236ZM240 164H242V163H240ZM239 164V165H240ZM40 165V166H41ZM47 165V166H48ZM61 165V164H60ZM68 165H70V166H72L71 164H68ZM174 165H176V164H174ZM249 165H251V166H249ZM46 166V165H45ZM144 166V165H143ZM167 167V168H166ZM25 168V169H26ZM143 168V167H142ZM264 168V167H263ZM29 169V168H28ZM244 169H246L247 171H248V174L249 175H245L246 174V172L244 171ZM255 171V174L253 173L252 174V171L253 170ZM23 170H24V168H23ZM176 171V172H175ZM30 176H32L31 174H29ZM28 175V176H29ZM82 175H83V173H82ZM131 175L129 176V177H131ZM8 176H9V178H8ZM80 175H78V177H79ZM84 176V175H83ZM244 176H246V177H244ZM78 177H76L74 180L75 181H77V180H79V179H81V176H80V178H78ZM114 177H119V175L117 174V175H115ZM143 177V176H142ZM148 179H147V178ZM83 178V177H82ZM243 178V179H242ZM141 179V178H140ZM159 180V185H153L154 183H155V180ZM196 179V180H195ZM2 180V179H1ZM60 180H63V176L62 175H59V173L58 172H55V171H52V170H46L45 172H43L42 173V177L40 178V179H33V181L31 182L30 180H28V181H24L23 182V184H22V182H21V185L22 186H29V188H27V189H30V187H31V191H30V193L28 194V192H27V190L26 191H24L23 192V190L21 191V193L20 192H15L14 194H13V192L11 193V194H13V197L15 198L14 200H16L17 201V199L16 198H18V200H19V202L21 201V203H19L20 205H22L21 207L20 206H18L17 205V211L16 212H12V211H10L9 209L7 210V209H5V211L6 212H11V213H13L14 215H12V217L11 218H14V220L16 219V217L18 218V215L19 214H21L22 212H24L25 210H27V208H28V206L29 205H31V208L33 209V207H37L39 204L42 206V204H43V201L41 200V198L39 197V194H40V192L45 188V183L46 182H49V183H47V184H50V183H52V188H54V190H56V191H60V192H55V197L56 196H58L59 198L57 199V197H56V199L58 200V202L60 201V203L61 202H67V203H74L75 202V205H76V201H74V200H72V201H68V200H65L64 198L63 199H61L62 198V196L64 195V194H66V193H63L61 190H60V186H59V188H56V185L59 183H56L55 181H60ZM141 180V181H142ZM193 180H195V181H197L196 183H197V186H198V190L196 189V192L195 193H192L193 191H194V189L196 188V185L193 183ZM251 180H253L254 182L252 183V181ZM75 181H71V183H70V186H76V188H73L72 189V191H69V193L70 192H74L75 194H78L77 196H80L81 197V199L80 200H78L79 202H81V203H79V205L81 204V206L84 208H88V210L89 211H85V210H79L78 211V214L81 216V217H84V218H86V217H89L90 219L92 218V220L91 221H93V219H94V217H95V214L98 212V211H96L97 209L99 210V208L100 207H98L99 205H102V206H104V207H108V206H110L109 207V209L111 208V205H113V204H116V203H119L117 206H115L116 208H119V210H116V212H114L113 211V214H116V215H118V217L117 218H120V219H122V218H124V219H122V220H126L125 218H129V221H131L132 222V225L134 226V229H135V227H137V226H140V224L138 225V223H142V221L143 222H146V225H148L149 224V221H150V219H151V221L150 222H154L155 224H153V225H151L152 226V228H154V229H156V232H160V229H162V230H164V231H166L165 232V236H166V242H165V244L167 243V245H166V248H161V247H157V249L156 250H153V249H151V250H147V252H146V254L147 255H143V254H138L139 252L138 251H136L135 249H130L129 250V248L127 249L126 247L127 246H129V247H131V246H133L134 244H130V245H127V244H125V249L126 250H129V251H125L124 249H122V251H125V252H127V253H135V252H138L137 254L139 255V256H144L143 258L144 259H147L148 260V258L150 259L149 260V262H151L152 264H164V262H168L169 261V263H167V264H172L173 262L171 261V260H173L174 262L176 261V262H181V261H183L184 260V258H183V255H180V253H184V254H186V255H191L192 253H193V251H191L188 247H187V249H185V248H183V246L184 245H186V246H190L189 244L191 243V242H188V243H184V244H182V243H180V244H176L175 242V244H170L171 242L169 241V238H170V235H171V232H174V231H178V233L177 234H179L181 231H184L187 235H189V237H191V239L193 240V238L195 239L194 241H193V243H195L196 245H199V246H201V244L203 243H205L204 244V246H205V249H204V251H195V252H198L197 254H199V253H208L209 251H212V247L213 246H217V247H223V246H225V245H218V243L219 244H229V245H227V250H231V247H229L231 244H233V246L235 247L237 244H239L240 242H237L236 240L237 239H235V237H233L231 234L228 236L225 232H224V230H223V225H221L220 223V227L218 228V232H217V234L215 235V234H207V237L209 236V238L207 239L208 241H205V242H203V240L204 239H200L202 236H206V233L205 232H207V231H209L210 230V228H208L209 230H207V228H206V226H207V220L204 222L203 221V219H204V217H207V216H205V214H206V211H207V208L205 207V206H207L205 203L206 202H204V199H203V197L202 198H193L194 196H191V195H189V197H188V199H190V200H192L193 202H191L190 200L188 201V200H186V202L185 203H180L181 205H185V207H182V208H178V206H180V204L177 206L176 204H173L172 206H169V205H171V201L170 200H173V199H175V197L173 198V199H170V200H167V201H164V202H159V203H157L156 201H152L153 203H148L146 206L144 205V203L142 204V203H140V205L142 204V205H144V207H143V209L142 210H138V211H135L134 210V208H133V205H132V199L133 198H135L134 196L136 195V193H134V194H131V192L132 191H134V189H133V184H132V182H130V181H128V182H130L131 184H132V188L130 187V189H128V187L126 188V186H124L126 189H128V190H126L125 188H123V189H125V191L123 192V191H121V189H120V191H117L118 193H120V192H123V193H121V195L119 194L118 196L119 197H117L119 200L118 201H114L113 200V198H116V196L115 197H112V199L110 198H108L107 196H105V195H103V200H104V203L103 202H101V200L98 202V201H96L95 202V199H94V197H92V196H90L91 195V193H90V191H85V194L83 195V192L84 191H81L80 189H79V185L80 184H78L77 182H75ZM127 182V181H126ZM135 182V181H134ZM139 182V181H138ZM66 183V182H65ZM68 183V182H67ZM14 184V183H13ZM31 184V185H30ZM129 184V183H128ZM128 184H127V186H128ZM138 184V183H137ZM146 184V185H147ZM156 184V183H155ZM59 185V184H58ZM13 186H15V184L13 185ZM32 186L34 187V189L32 188ZM130 186V185H129ZM135 186V185H134ZM150 186V185H149ZM149 186L147 187V191L148 190H150L149 189ZM203 186V187H202ZM236 186V185H235ZM48 187H50V186H48ZM138 187V186H137ZM160 187V188H161ZM145 188V187H144ZM144 188H142V190H144ZM154 188V189H153ZM221 188H222V191H221ZM146 189V188H145ZM16 190V189H15ZM14 190V191H15ZM207 190V191H206ZM215 190H216V192H215ZM159 191V190H158ZM202 191V192H201ZM88 194H87V193ZM109 192H115V191H109ZM108 192V193H109ZM116 192V193H117ZM249 192V193H248ZM6 193H7V191H6ZM6 193H4V194H6ZM73 193V194H74ZM90 193V194H89ZM107 193V194H108ZM115 193V194H116ZM148 193H149V191H148ZM151 193V192H150ZM154 193V194H155ZM94 194V193H93ZM252 194V195H251ZM10 195V194H9ZM49 195V194H48ZM51 195V194H50ZM49 195V196H50ZM112 195V194H111ZM117 195V194H116ZM156 195V194H155ZM159 195V194H158ZM157 195V196H158ZM46 196V195H45ZM53 196V198H54V200L55 201H57L56 199H55V197ZM71 196H72V193H71ZM112 196H114V195H112ZM65 198H66V196H64ZM154 197V196H153ZM152 197V198H153ZM168 196L164 193V192H160V195L158 196V198L157 199H160V200H164V199H166ZM185 198L187 197L186 195L184 196ZM196 197V196H195ZM211 197V196H210ZM222 197H219L218 198V201H222L223 202V200H221V198ZM10 199H11V197H9ZM8 198V199H9ZM52 198V197H51ZM208 198V197H207ZM9 199V200H10ZM49 199V198H48ZM67 199H68V197H67ZM75 199H77V198H75ZM79 199V198H78ZM91 199H94L93 201H90L89 203H84L85 201H88V200H91ZM102 199V198H101ZM198 199H201V200H198ZM209 199H213V198H209ZM98 200V199H97ZM217 200V199H216ZM1 201V200H0ZM2 202H4V201H2ZM2 202H0V204L2 203ZM6 202V201H5ZM18 202V201H17ZM16 202V203H17ZM49 202H51L50 201V199H49ZM188 202H191V203H188ZM42 203V204H41ZM83 203V204H82ZM101 203H103V204H101ZM147 203V202H146ZM195 204V206H196V209H195V206H194V204ZM208 203V202H207ZM156 204H158V205H156ZM187 204V205H186ZM39 205V206H40ZM51 205V204H50ZM63 206H66V204L64 205V204H62ZM139 205V206H140ZM212 205V204H211ZM55 206H57V204H55ZM54 205H52V206H50V208L51 207H55ZM58 206H59V204H58ZM70 206V205H69ZM154 206V207H153ZM30 207V206H29ZM47 207V206H46ZM211 207V206H210ZM38 208V207H37ZM41 208V207H40ZM49 208V209H50ZM61 208H62V206H61ZM64 208V207H63ZM66 208V207H65ZM67 208H68V206H67ZM95 209V211H94V209ZM115 208V209H116ZM216 209H219L220 208V206H219V204H218V202H217V204H216V207H215ZM47 209H48V207H47ZM70 209H71V207H70ZM74 209H76V207L74 208ZM73 209V210H74ZM101 209V208H100ZM102 209H104L103 207H102ZM41 210V209H40ZM52 210H54V209H52ZM55 210H56V208H55ZM54 210V211H55ZM63 210H65V209H63ZM67 210V209H66ZM65 210V211H66ZM196 210H197V212H196ZM59 211V210H58ZM64 211V212H65ZM72 211V210H71ZM100 211V210H99ZM39 212V211H38ZM110 212H111V210H110ZM148 212H150V213H152V216H149V215H151V214H148ZM179 212H181L180 214H177L176 216H175V214L176 213H179ZM26 213H29V212H26ZM40 213V212H39ZM74 213V212H73ZM197 213H198V215H199V217H200V219L202 220V222L204 223V226H202L201 225V223H199V217H197ZM0 214H2V213H0ZM7 214V213H6ZM9 214V213H8ZM25 215V213H22L21 214V216H24ZM44 214L46 215V213L44 212ZM70 214V213H69ZM4 215V214H3ZM28 215H30V214H28ZM27 215V216H28ZM35 215V214H34ZM38 215V214H37ZM36 215V216H37ZM40 215V214H39ZM42 215V214H41ZM40 215V216H41ZM66 215V214H65ZM67 215H68V213H67ZM72 215H74V214H72ZM77 215V214H76ZM112 215V214H111ZM9 216V215H8ZM7 216V217H8ZM47 216V215H46ZM54 216V215H53ZM79 216V217H80ZM114 216V219L113 220H115V219H117L116 217H115V215H113ZM4 217V216H3ZM7 217H5V218H7ZM19 217H20V215H19ZM43 217V216H42ZM41 217V218H42ZM70 218H71V216H69ZM77 217V216H76ZM102 217H105V216H102ZM175 217H177V218H180V219H182V220H193V221H195V222H193V223H196L195 225L193 224H190V225H188V226H179L178 224H174V225H171V222H170V220L172 219V218H175ZM11 218L9 217V219H10V221H11ZM23 219V217H20V219ZM24 218H28V217H26V215L24 216ZM60 218V217H59ZM72 218H73V216H72ZM88 218V219H89ZM106 218V217H105ZM104 218V219H105ZM0 219H2V217L0 218ZM37 219V218H36ZM42 219H44V218H42ZM73 219H76L75 217L73 218ZM210 219V218H209ZM225 219V215L222 217V219H221V222L223 221ZM13 220V221H14ZM25 220V219H24ZM24 220H22L23 222H24ZM28 219H26L25 221H27ZM39 220V219H38ZM61 220V219H60ZM69 220H71V219H69ZM68 220V221H69ZM81 220H82V218H81ZM22 221H21V227H23L25 224L24 223H22ZM63 222H64V218H63V220H62ZM62 221H60V223H63ZM72 221H74V220H72ZM75 221H78V219L77 220H75ZM79 221H80V219H79ZM87 221H89V220H87ZM139 221H141V222H139ZM12 222V221H11ZM58 222H59V220H58ZM126 222H127V220H126ZM28 223V222H27ZM65 223V222H64ZM63 223V224H64ZM68 223V222H67ZM72 223V222H71ZM74 223V224H73ZM72 224V226H74L75 225V223H77V222H73ZM82 222H78V224L80 225ZM85 223V222H84ZM148 223V224H147ZM42 224V223H41ZM41 224H39V225H41ZM62 224V225H63ZM88 227H89V224L88 223H85ZM91 224V223H90ZM43 225H45V224H43ZM42 225V226H43ZM66 225H68V224H65L64 226H66ZM91 225H93V222H92V224ZM144 225H145V223H144ZM145 225V226H146ZM218 225V224H217ZM69 226H71L70 224H69ZM76 226H78L77 224L75 225V227ZM84 226V228L86 229V227H85V225H83ZM82 226V227H83ZM39 227H41V226H39ZM208 227V226H207ZM63 228V227H62ZM66 228H67V226H66ZM65 228V229H66ZM79 228H80V226H79ZM142 228V230H144L143 229V227H141ZM56 229V228H55ZM153 229V230H154ZM157 229H159L158 231H157ZM41 230H42V228H41ZM61 230V229H60ZM82 230H84V229H82ZM88 230V229H87ZM152 230V231H153ZM18 231H21V229L19 228V230ZM62 231H64V230H62ZM65 231H70V230H65ZM85 231V230H84ZM84 231H82V233L84 232ZM148 231H151V230H148ZM147 231V232H148ZM42 232V231H41ZM86 232V231H85ZM143 232L145 233V231H140L138 234H143ZM213 232H215V231H213ZM20 233V232H19ZM62 233V232H61ZM61 233H60V235H61ZM184 233V234H185ZM208 233V232H207ZM76 234V233H75ZM84 234V233H83ZM93 234V233H92ZM151 234V233H150ZM150 234H145V238H146V240L149 242V243H151L148 239H150ZM158 234V233H157ZM181 234V233H180ZM205 234V235H204ZM63 235V234H62ZM65 235V234H64ZM81 235V234H80ZM85 235V234H84ZM58 236H59V233H58ZM57 236V238H59V237H61V236H59L58 237ZM69 236V235H68ZM143 236V235H142ZM154 236V235H153ZM164 236V235H163ZM180 236V235H179ZM80 237H82V236H80ZM79 237V238H80ZM83 237H85V236H83ZM82 237V238H83ZM92 237V236H91ZM136 237H137V235H136ZM156 237V236H155ZM159 237V236H158ZM69 238H70V236H69ZM128 237H126L125 238V240L127 239ZM137 238H139V237H137ZM142 238H144V237H142ZM178 238H181V237H178ZM205 238V237H204ZM20 239V238H19ZM81 239V238H80ZM94 239V238H93ZM121 239H122V237H121ZM129 239V238H128ZM157 239H159V238H157ZM163 239V238H162ZM171 239V238H170ZM28 240V239H27ZM38 240V239H37ZM56 240H60V238L59 239H56ZM118 240H120V239H118ZM125 240H124V242H125ZM137 240V239H136ZM135 240V241H136ZM139 240H141L140 238H139ZM144 240V239H143ZM150 240H152V239H150ZM184 240V239H183ZM217 240V243H215V241ZM21 241V240H20ZM77 241V240H76ZM84 241V240H83ZM158 241V240H157ZM164 241V240H163ZM182 241V240H181ZM43 242V241H42ZM41 242V244H43ZM79 242V241H78ZM93 242V241H92ZM94 242H100L99 240H96V239H94ZM116 242H117V239H116ZM119 242V241H118ZM122 242V241H121ZM123 242V243H124ZM146 242V241H145ZM173 242V241H172ZM59 243V242H58ZM80 243H82V239H81V241H80ZM96 243H94L93 245H95ZM139 243V242H138ZM101 244V243H100ZM122 244V243H121ZM137 244V243H136ZM143 244V243H142ZM148 244V243H147ZM147 244H145V245H147ZM108 245V244H107ZM150 246L152 245V243L151 244H149ZM160 245V244H159ZM159 245H157V246H159ZM163 245V244H162ZM240 245V244H239ZM260 245V244H259ZM56 246H58L59 248L58 249H53L55 252H57V253H59V254H61V255H63L62 253H67L68 254V252L69 251H71V245H69V244H60V245H58V244H56ZM118 246V245H117ZM116 246V247H117ZM185 246V247H186ZM194 246V245H193ZM256 247H258V245H255ZM79 247V246H78ZM93 247V246H92ZM148 247V246H147ZM155 247V245H153V248ZM175 247V248H174ZM195 247V246H194ZM32 248V247H31ZM43 248H46V247H43ZM94 248H96V245L94 246ZM141 248V247H140ZM260 248V247H259ZM90 249V248H89ZM98 249V248H97ZM107 249H109V247L107 248ZM106 249V250H107ZM143 249V248H142ZM150 249V248H149ZM196 248H194V250H195ZM26 250V249H25ZM36 250V249H35ZM105 250V249H104ZM193 250V249H192ZM214 250V249H213ZM44 251V250H43ZM89 251V250H88ZM87 251V252H88ZM122 251H120V254H122L123 255V252ZM191 251V252H190ZM236 251V250H235ZM241 251H243V250H241ZM28 252V254H29V250L27 251ZM96 252V251H95ZM106 252V251H105ZM103 253V254H105L103 257H99V261H92L91 263L92 264H98V263H100V261H102V260H104V259H106L105 257H108L109 256V254L111 253V252H108L107 254L106 253ZM243 252H245V251H243ZM22 253V252H21ZM21 253H18V256H17V258H19V255H20V258H19V260L17 261V262H14V261H10V262H8V263H6V264H32V260H30L29 259V257H23L22 256V254ZM34 253V252H33ZM113 253V252H112ZM141 253H143V252H141ZM172 253H175V255H173ZM190 253V254H189ZM216 253V252H215ZM227 253H229V252H227ZM25 254V253H24ZM23 254V255H24ZM31 255H32V253H30ZM29 254V255H30ZM83 254H84V252H83ZM87 254V253H86ZM90 254V253H89ZM251 254V252H249V253H246L244 256H246V257H248L249 255ZM14 253H9V254H6L5 256H7V257H9V256H12V257H14ZM26 255V254H25ZM28 255V256H29ZM36 255V254H35ZM35 255H33V256H35ZM52 255V254H51ZM65 255V254H64ZM71 255V254H70ZM72 255H74L73 253H72ZM71 255V256H72ZM76 255V254H75ZM119 255V254H118ZM134 255H136V254H134ZM168 255V256H167ZM169 255H173L172 257L170 256L169 257ZM225 255V254H224ZM227 255V254H226ZM235 255V254H234ZM238 255H240L239 253H238ZM27 256V255H26ZM66 256V255H65ZM70 256V257H71ZM80 256H81V254H80ZM167 256V258L168 259H165V257ZM212 256V255H211ZM210 256V257H211ZM215 256V255H214ZM56 257V256H55ZM68 257V256H67ZM82 257V256H81ZM133 257V256H132ZM131 256L130 257H128L129 258V262H130V264H136V263H140V262H138V261H136L137 259H139V261L142 259V258H140V257H137V258H132ZM151 257H153V258H155V259H153V258H151ZM191 259H188V260H186V262H190L191 260L192 261H196V260H198V259H200V258H198V256H192L191 255ZM246 257L245 258H243L244 259V261L245 262H251L250 261V259H246ZM260 257V256H259ZM38 258H39V256H37V261H38V263H39V260H38ZM64 258V257H63ZM79 257L78 256H75V257H71V259H69L68 260V258H67V260L65 259L64 261H62V262H55V263H51L50 262V264H86L87 262H86V259L84 258V260H77ZM91 258H93V257H91ZM127 258V257H126ZM36 259V258H35ZM45 259V258H44ZM61 259V258H60ZM59 259V260H60ZM94 259V258H93ZM211 259V258H210ZM0 260H2V262H4L5 260L4 259H2L1 257H0ZM57 260H58V258H57ZM58 260V261H59ZM107 260V259H106ZM105 260V261H106ZM111 260V259H110ZM127 260V259H126ZM143 260V259H142ZM141 260V261H142ZM146 260V261H147ZM155 260H157V261H155ZM167 260V261H166ZM35 261V260H34ZM42 260H40V262H41ZM46 261V260H45ZM65 261H68V263L67 262H65ZM171 261V262H170ZM252 261H253V259H252ZM262 261V260H261ZM207 262V261H206ZM238 263V262H237ZM253 263H254V261H253ZM263 263V262H262ZM40 264V263H39ZM41 264H42V262H41ZM87 264H89V263H87ZM104 264H117V263H112V262H110V261H107L106 263H104ZM149 264V263H148Z\"/></svg>",
  "mask_w": 264,
  "mask_h": 264
}]
</instances>
